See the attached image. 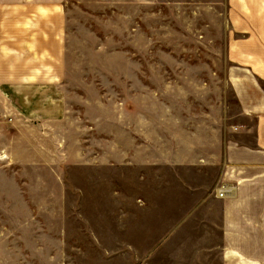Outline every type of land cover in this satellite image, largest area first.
<instances>
[{
    "label": "rangeland",
    "instance_id": "obj_1",
    "mask_svg": "<svg viewBox=\"0 0 264 264\" xmlns=\"http://www.w3.org/2000/svg\"><path fill=\"white\" fill-rule=\"evenodd\" d=\"M237 13L233 0H0V264L144 263L152 164L203 155L239 120ZM184 167L177 204L203 183Z\"/></svg>",
    "mask_w": 264,
    "mask_h": 264
},
{
    "label": "crops",
    "instance_id": "obj_2",
    "mask_svg": "<svg viewBox=\"0 0 264 264\" xmlns=\"http://www.w3.org/2000/svg\"><path fill=\"white\" fill-rule=\"evenodd\" d=\"M233 1L232 31L240 35L230 44L226 81L239 120L203 138V155L171 154L152 164L160 165L153 167L152 186L160 196L153 198L148 225L136 223V239L152 246L143 264H264V11L261 0ZM181 163L198 170L203 183L185 182L186 197L177 204L169 192ZM219 186L227 192L223 198L216 195ZM178 206L185 211L177 218Z\"/></svg>",
    "mask_w": 264,
    "mask_h": 264
},
{
    "label": "built area",
    "instance_id": "obj_3",
    "mask_svg": "<svg viewBox=\"0 0 264 264\" xmlns=\"http://www.w3.org/2000/svg\"><path fill=\"white\" fill-rule=\"evenodd\" d=\"M226 194H227V192H226L225 188L223 186H221L219 188V190H217V194L216 195H217L218 198H223Z\"/></svg>",
    "mask_w": 264,
    "mask_h": 264
}]
</instances>
